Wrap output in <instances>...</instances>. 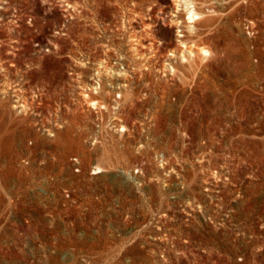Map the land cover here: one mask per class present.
I'll use <instances>...</instances> for the list:
<instances>
[{"label": "rangeland", "instance_id": "obj_1", "mask_svg": "<svg viewBox=\"0 0 264 264\" xmlns=\"http://www.w3.org/2000/svg\"><path fill=\"white\" fill-rule=\"evenodd\" d=\"M189 1L0 0V264H264V0Z\"/></svg>", "mask_w": 264, "mask_h": 264}, {"label": "bare ground", "instance_id": "obj_2", "mask_svg": "<svg viewBox=\"0 0 264 264\" xmlns=\"http://www.w3.org/2000/svg\"><path fill=\"white\" fill-rule=\"evenodd\" d=\"M181 2V1H183L184 2V4H186V6H187V4H188V6H187V20H188V22H195L198 18H200L201 17V14L200 13H198L196 10H195V8H194V5L189 1V0H175V4L178 6L179 5V3L178 2ZM190 5V6H189ZM184 47H186L185 45H184ZM200 53L201 54H203V55H207V54H209L210 52L208 51V49H206V48H204V47H200ZM189 53L191 54L192 53V51L189 49ZM92 103V102H91ZM96 102H94L93 101V103L92 104H95Z\"/></svg>", "mask_w": 264, "mask_h": 264}]
</instances>
